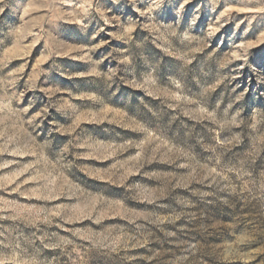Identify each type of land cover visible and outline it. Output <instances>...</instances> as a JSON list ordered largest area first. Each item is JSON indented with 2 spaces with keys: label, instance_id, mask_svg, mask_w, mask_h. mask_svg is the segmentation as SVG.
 Here are the masks:
<instances>
[{
  "label": "rangeland",
  "instance_id": "1",
  "mask_svg": "<svg viewBox=\"0 0 264 264\" xmlns=\"http://www.w3.org/2000/svg\"><path fill=\"white\" fill-rule=\"evenodd\" d=\"M0 264H264V0H0Z\"/></svg>",
  "mask_w": 264,
  "mask_h": 264
}]
</instances>
